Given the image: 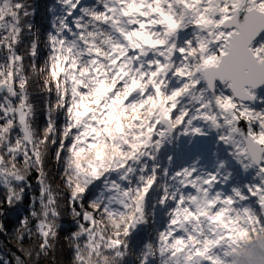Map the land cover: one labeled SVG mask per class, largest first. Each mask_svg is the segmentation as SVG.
Listing matches in <instances>:
<instances>
[{"label":"snow or ice","instance_id":"obj_1","mask_svg":"<svg viewBox=\"0 0 264 264\" xmlns=\"http://www.w3.org/2000/svg\"><path fill=\"white\" fill-rule=\"evenodd\" d=\"M47 11L42 31L31 0H0V204L29 199L18 251L54 255L67 213L71 264L264 259V0ZM12 255L0 264H27Z\"/></svg>","mask_w":264,"mask_h":264},{"label":"trees","instance_id":"obj_2","mask_svg":"<svg viewBox=\"0 0 264 264\" xmlns=\"http://www.w3.org/2000/svg\"><path fill=\"white\" fill-rule=\"evenodd\" d=\"M51 1L50 0H31L36 8L35 24L39 29H46L48 24L47 16L43 15V11ZM40 20L42 22H40ZM43 118H41V123ZM29 211V199L25 197L22 203L15 206L9 207L6 204H0V223L4 226V232H0V255H3L6 259H13V253L16 255H21L22 258L27 260V264H35L34 261L29 260L27 257L23 256V253L18 250L21 248V244L16 239L19 235L17 231L19 227L20 220L22 217L28 215ZM62 228L60 232L61 245L54 255H50L48 258L42 260L40 264H71V252L68 250L67 245L64 241V237L70 234V232L75 230V224L73 219L67 213L62 217ZM5 246L6 250L3 248ZM23 247H30V243L26 240ZM13 264L15 261L13 260Z\"/></svg>","mask_w":264,"mask_h":264},{"label":"rangeland","instance_id":"obj_3","mask_svg":"<svg viewBox=\"0 0 264 264\" xmlns=\"http://www.w3.org/2000/svg\"><path fill=\"white\" fill-rule=\"evenodd\" d=\"M51 2L47 5V8H46V12H45V10L43 11V15L46 17L47 16V22L50 20V15H49V13H48V11H47V9H48V7H50V5L54 2V0H50ZM49 17V18H48ZM40 22H42L41 20H40ZM50 23V22H49ZM49 26V25H48ZM41 30L43 31V29L41 28ZM43 55H44V53L42 52L41 53V59H43ZM3 248L6 250V248H5V246L3 245Z\"/></svg>","mask_w":264,"mask_h":264},{"label":"clouds","instance_id":"obj_4","mask_svg":"<svg viewBox=\"0 0 264 264\" xmlns=\"http://www.w3.org/2000/svg\"><path fill=\"white\" fill-rule=\"evenodd\" d=\"M261 256H264V253H260ZM246 264H264V259H257L251 262H246Z\"/></svg>","mask_w":264,"mask_h":264}]
</instances>
